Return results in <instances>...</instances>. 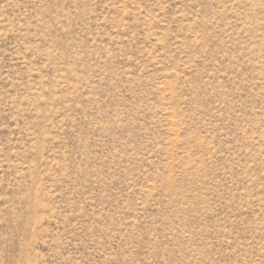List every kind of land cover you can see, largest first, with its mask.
<instances>
[{
    "label": "rangeland",
    "instance_id": "374dc122",
    "mask_svg": "<svg viewBox=\"0 0 264 264\" xmlns=\"http://www.w3.org/2000/svg\"><path fill=\"white\" fill-rule=\"evenodd\" d=\"M0 264H264V0H0Z\"/></svg>",
    "mask_w": 264,
    "mask_h": 264
}]
</instances>
